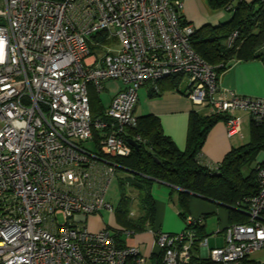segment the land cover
I'll return each mask as SVG.
<instances>
[{
	"label": "built area",
	"instance_id": "obj_1",
	"mask_svg": "<svg viewBox=\"0 0 264 264\" xmlns=\"http://www.w3.org/2000/svg\"><path fill=\"white\" fill-rule=\"evenodd\" d=\"M256 1L264 10V0ZM183 6V0H0V264H251L249 256L264 249V157L248 221L228 224L220 246L199 238L202 215H186L178 233L147 228L155 256L121 235L134 230L105 224L92 230L86 223L103 209L114 214L106 194L116 159L131 153L127 138L144 141L130 137L141 86L158 93L160 82L179 75L194 105L226 115L228 135L241 129L236 110L264 125V98L221 88L215 68L191 46L196 28L184 20ZM236 36L235 30L226 44ZM106 80L123 87L93 116L88 86L99 93ZM219 163L204 162L214 171Z\"/></svg>",
	"mask_w": 264,
	"mask_h": 264
},
{
	"label": "trees",
	"instance_id": "obj_2",
	"mask_svg": "<svg viewBox=\"0 0 264 264\" xmlns=\"http://www.w3.org/2000/svg\"><path fill=\"white\" fill-rule=\"evenodd\" d=\"M255 3L257 7L255 8ZM212 10L225 9L232 16L217 25L206 24L196 28L190 37V44L196 53L217 74L224 72L232 60L260 59L264 62V10L256 0H206ZM237 31L231 45L226 44L227 37ZM172 87H178L182 78L174 75L168 78ZM94 96L89 95L92 115H98L93 107ZM226 119L220 113H198L192 111L189 116L186 148L181 151L173 140L165 135L158 118L152 114L137 117V125L130 132V137L139 135L143 142L140 147H132L126 157L117 158L118 170L127 172L120 180V200L115 209L117 223L135 232L154 228L155 205L150 189L154 180L166 182L177 191L178 203L187 208L191 193L200 195L230 207L229 221L247 222L248 200L258 192L257 165L252 166L259 153H264V125L251 123V139L238 147L232 148L220 161L216 171L210 170L200 156L208 131L218 121ZM117 170V171H118ZM174 187H177L175 189ZM127 188L130 189L127 191ZM132 196H136L141 208L137 217L130 216L128 209ZM184 219L186 214L180 211ZM158 230V229H156ZM199 238L203 237V226L197 228ZM157 254L153 252V256ZM158 264L160 260H158ZM201 264H210L203 261ZM251 264H264L254 262Z\"/></svg>",
	"mask_w": 264,
	"mask_h": 264
},
{
	"label": "crops",
	"instance_id": "obj_3",
	"mask_svg": "<svg viewBox=\"0 0 264 264\" xmlns=\"http://www.w3.org/2000/svg\"><path fill=\"white\" fill-rule=\"evenodd\" d=\"M243 1L250 2L251 0ZM183 2V18L195 28L202 27L206 24L214 26L223 22V19H225L224 11L226 10H212L207 6L206 0H183ZM116 81L121 82L120 80ZM218 83L221 88L233 90L239 95L264 98V62L260 59L232 60L229 67L218 75ZM179 85L178 87H172L171 81L165 79L159 83L158 93L153 92L149 84L141 86L137 91L138 101L134 113L136 117L145 114L156 116L160 122V127L163 133L173 140L178 149L183 151L186 148L190 113L192 111H197L198 113L203 114L204 112L199 106L194 105L186 96V87L181 89ZM122 87L123 84L121 82L120 89ZM88 89L89 95L98 98L99 107H97L95 103L93 104V107L97 110L98 114L109 105L112 95L107 100V103L103 104L99 94H97L91 85L88 86ZM106 89L107 87L103 86V89L99 93ZM234 115L240 118V132L228 135L223 121H218L213 125L208 131L200 151V156L205 161L212 163L220 162L232 148L247 143L251 139L250 128L252 121L248 112L244 110H236ZM246 131L248 133V140L245 139ZM262 157H264V153L261 152L258 154L257 158L260 161ZM174 188L177 189V187ZM150 193L155 205L154 228L158 230L165 229L168 232L178 231L179 226H176V222H179L180 220L175 216L173 210L176 211L180 218H182L180 214L181 210H183L185 214H191L193 216L202 215L203 221L201 225L203 226V234L204 237L207 238L209 245V237L206 233L205 226L206 219L211 215H217V230L212 236L215 241L218 236H221V243H224V229L230 224V207L220 202L191 193L188 199L187 208L183 209L178 203L177 191L172 189L170 184L159 180H154L151 185ZM154 193L158 194L156 199L154 198ZM115 209L116 207L114 208L113 215L117 222ZM100 219L97 215H91L87 217L86 223L88 225L89 220H94L97 224H90L91 226L88 225V227L92 230H98L104 225L100 223ZM182 228L183 227H181V229ZM138 234L139 237L137 236L138 238L136 237L132 243L137 244L140 250L143 248V250H141L143 253L148 254L152 250L157 251V248L153 246V238L150 234L145 231L139 232ZM214 246L220 245L217 242ZM261 251H264V249L257 250L253 253ZM250 256V262H258Z\"/></svg>",
	"mask_w": 264,
	"mask_h": 264
},
{
	"label": "rangeland",
	"instance_id": "obj_4",
	"mask_svg": "<svg viewBox=\"0 0 264 264\" xmlns=\"http://www.w3.org/2000/svg\"><path fill=\"white\" fill-rule=\"evenodd\" d=\"M254 6L256 8L257 7V3H255ZM224 15H225V17H224L225 19H223V21H226V20H228L232 16V12L226 10V11H224ZM112 46H113L112 48L115 49V50H118L119 49L116 41H113L112 42ZM186 83H187L186 79H183L181 81L179 87L181 89H184V87H186ZM102 84H103L104 87H107V89L104 90V91H102L101 93H97V94H99V96H100L103 104H106L107 103V100L110 98V96L113 95V94H115L120 89L121 82L116 81V80H113V81L111 80V81H103ZM93 100H94L95 105L97 107H99L98 98L95 96L93 98ZM245 139L248 140V133H247V131H246V138ZM256 162L257 163L259 162L258 158H256L254 160V163L252 164L253 167H255ZM127 175L128 174H127L126 171H124V170H118L116 172L115 176L112 178V180H111V182H110V184L108 186V190H107V194H106V201L108 203H110V205H112L113 208H115L117 206V204H118V202L120 200V180H121V178H124ZM128 190H129L128 193H130L131 190L127 188V191ZM153 195H154V198L156 199V196L158 194L154 193ZM128 209L132 213L131 217H134V216L137 217L141 213V208H140L138 199H137L136 196H132V194H131V200H130L129 205H128ZM173 212H174L175 216L180 221L179 222H176V226H179L178 231H174L172 233H178V232L182 231V229L184 228L185 221L182 218L178 217V215H177V213H176L175 210H173ZM96 215L98 216L99 219L101 218L99 220V221H101L100 223L105 224V225H109L110 228L111 227H115V226L117 227L119 225L116 222L114 215L111 214L107 210H104L103 209V210L100 211L99 214H96ZM186 215H189V214H186ZM58 220H59L60 223L63 221L62 215H58ZM206 220L207 221H206V225L205 226H206V233H207V235L209 237V247H213L215 245V243L217 244V242H218L219 245H221L222 244L221 243V241H222L221 236H218V238L216 239L217 242L215 241V239L212 236L214 234V232H216V230H217V215H211ZM92 221H94V220H89L88 221V225L89 226H91L93 224H97V222H95V221L92 222ZM181 227H183V228L181 229ZM122 228L125 229L124 227H122ZM93 229H94V227H93ZM161 231L168 232L165 229H163ZM121 235H122V237L124 239H126L127 242H131L132 243V242H134L135 238L139 234H136L135 236H131L129 238H127L126 235L123 234V233ZM141 250H143V248ZM250 257L253 258V259H255L256 261L264 262V251L257 252V253H253V254H251Z\"/></svg>",
	"mask_w": 264,
	"mask_h": 264
},
{
	"label": "water",
	"instance_id": "obj_5",
	"mask_svg": "<svg viewBox=\"0 0 264 264\" xmlns=\"http://www.w3.org/2000/svg\"><path fill=\"white\" fill-rule=\"evenodd\" d=\"M127 142L135 149L140 147V144H138L136 141H134L132 138H127ZM195 195V194H194ZM197 195V194H196ZM199 196V195H197Z\"/></svg>",
	"mask_w": 264,
	"mask_h": 264
}]
</instances>
